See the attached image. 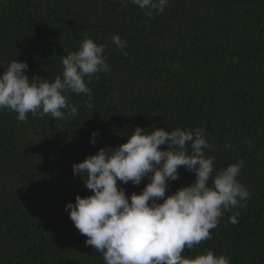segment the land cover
<instances>
[{
    "label": "trees",
    "instance_id": "obj_1",
    "mask_svg": "<svg viewBox=\"0 0 264 264\" xmlns=\"http://www.w3.org/2000/svg\"><path fill=\"white\" fill-rule=\"evenodd\" d=\"M85 34L105 45L111 70L92 78L91 100L68 94L78 115L28 113L24 122L0 112V264H103L65 211L77 195L93 194L72 166L126 143L137 126L204 129L213 175L244 161V206L224 210L212 238L182 255L212 251L230 264H264V0H169L154 18L130 0H0V75L17 59L29 78L52 82ZM178 171L166 197L196 178ZM147 183L122 187L130 197Z\"/></svg>",
    "mask_w": 264,
    "mask_h": 264
},
{
    "label": "clouds",
    "instance_id": "obj_2",
    "mask_svg": "<svg viewBox=\"0 0 264 264\" xmlns=\"http://www.w3.org/2000/svg\"><path fill=\"white\" fill-rule=\"evenodd\" d=\"M130 2L154 18L164 12L169 0ZM112 42L121 50L126 47L119 35H114ZM104 51L105 45L85 34L78 50L62 57V74L52 82L29 78L27 62L11 61L0 75V112H14L24 122L28 113L33 118L49 115L55 120L78 115L68 94H83L91 100L88 84L98 73L111 70ZM85 106L94 107L88 102ZM96 135L92 133L93 145ZM205 136L202 128H156L148 133L137 126L126 143L115 148L106 145L73 164L74 175L81 177L93 194L77 195L65 211L87 237L86 245L102 255L103 264H230L229 257L212 251L194 258L182 255L186 247L191 250L211 239L210 230L218 226L224 210L243 207L241 201L250 195L237 179L244 166L242 159L213 175L215 158L205 155L212 147ZM181 166L196 178L166 197L169 181L178 180ZM145 178L149 183L129 197L122 185H140ZM230 222L238 223L237 214Z\"/></svg>",
    "mask_w": 264,
    "mask_h": 264
}]
</instances>
